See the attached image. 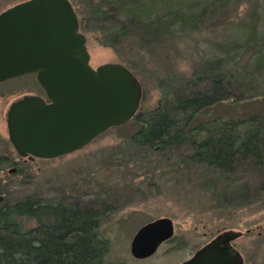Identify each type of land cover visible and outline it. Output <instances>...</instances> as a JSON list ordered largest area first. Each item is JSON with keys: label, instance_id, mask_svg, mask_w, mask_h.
Masks as SVG:
<instances>
[{"label": "rangeland", "instance_id": "rangeland-1", "mask_svg": "<svg viewBox=\"0 0 264 264\" xmlns=\"http://www.w3.org/2000/svg\"><path fill=\"white\" fill-rule=\"evenodd\" d=\"M18 1L0 0V11ZM72 2L79 29L86 37L91 65L120 62L140 81L137 112L153 109L160 103L162 89L158 78L168 73L188 76L211 57L241 53L239 60L235 57L231 62L232 66L241 71L251 69L248 74L253 81L251 84L235 83L234 90L248 93V87L252 86L250 92L258 95L238 102L215 103L199 112L192 124L216 116L244 117L264 112V62L249 68L246 65L248 53L239 47L251 17L258 20L260 29H264V0ZM93 3H99L108 12L106 20L93 21L90 15ZM136 3H148L145 17H159V30L149 32L137 28L124 35L116 46L106 44L100 29L110 28L113 18L125 19L124 14ZM204 7L206 10L194 20H182L181 16L200 12ZM179 9L181 13L175 14ZM261 53L264 55V50ZM31 93L44 96L35 73L0 82V154L20 161V170L11 164L1 167L0 190L4 200L12 202L29 194L45 198L63 195L71 202L107 208L98 227L110 240L105 255L107 261L177 264L217 233L233 230L241 233L232 244L239 250L243 264H264V195L252 200L251 195L244 194L245 189H253L260 182L248 166H239L225 176L212 167L186 159L190 153L186 144L164 150L130 145L126 139L141 125L133 118L109 127L75 151L53 158L23 160L9 141L6 111L12 100ZM231 182L243 189L231 192L227 187ZM158 217L172 220L173 235L152 255L134 257L130 252L134 232ZM27 225L33 226L34 222Z\"/></svg>", "mask_w": 264, "mask_h": 264}, {"label": "trees", "instance_id": "trees-1", "mask_svg": "<svg viewBox=\"0 0 264 264\" xmlns=\"http://www.w3.org/2000/svg\"><path fill=\"white\" fill-rule=\"evenodd\" d=\"M204 10L205 7L200 12H188L181 18L194 20ZM147 11L148 3L131 4L124 14L125 19L113 18L110 28L100 29L104 42L114 47L134 30H159V17L148 19ZM178 12L181 13V9L175 14ZM90 15L93 21L108 18V12L99 3L90 5ZM259 25L258 20L251 17L240 42L239 47L248 53V67L264 62L261 53L264 29ZM241 55L211 57L188 76L168 73L158 78L162 89L160 103L131 117L141 125L126 140L130 145L153 150L186 144L190 148L186 159L212 167L225 176L239 166H248L260 182L253 189H245L244 194L255 200L264 195V112L244 117L216 116L192 124L199 112L215 103L238 102L258 95L250 92L252 86L248 87V93L234 90L235 83L253 81L248 74L251 69L241 71L232 66L235 57L239 60ZM4 161L5 156L0 154V162ZM237 185L231 182L227 187L231 192L243 189ZM107 210L71 202L63 195L45 198L29 194L12 202L3 200L0 203V264H124L105 260L110 240L98 227ZM28 222L34 225L28 226Z\"/></svg>", "mask_w": 264, "mask_h": 264}, {"label": "water", "instance_id": "water-1", "mask_svg": "<svg viewBox=\"0 0 264 264\" xmlns=\"http://www.w3.org/2000/svg\"><path fill=\"white\" fill-rule=\"evenodd\" d=\"M89 59L70 0H20L0 11V82L35 73L44 91L23 94L7 108L8 138L19 155L67 154L135 115L141 84L133 72L120 62L92 66ZM173 230L169 217L144 223L131 238V254L152 255ZM240 234L221 231L177 264H243L232 244Z\"/></svg>", "mask_w": 264, "mask_h": 264}, {"label": "flooded vegetation", "instance_id": "flooded-vegetation-1", "mask_svg": "<svg viewBox=\"0 0 264 264\" xmlns=\"http://www.w3.org/2000/svg\"><path fill=\"white\" fill-rule=\"evenodd\" d=\"M12 145V144H11ZM14 148V147H13ZM15 150V149H14ZM16 152V151H15ZM2 155H4L5 156V161L3 162V163H1L0 162V170H1V167L2 166H4V165H6V164H11V165H14L15 166V168L16 167H19L20 166V161L17 159V160H14L11 156H8V155H6V154H2ZM16 155H18L20 158H22L23 160H25V158H37V157H35V156H32V155H30V154H26V155H24V156H21V155H19L17 152H16ZM14 168V169H15ZM19 170H20V167H19ZM1 187V186H0ZM0 194H2V191L0 190ZM3 200H4V197H3ZM2 200V201H3ZM1 201V202H2ZM0 202V203H1ZM189 258V257H188ZM187 259V258H186Z\"/></svg>", "mask_w": 264, "mask_h": 264}]
</instances>
